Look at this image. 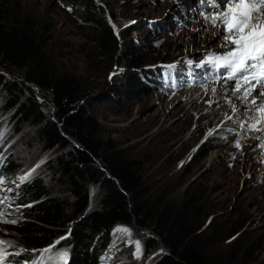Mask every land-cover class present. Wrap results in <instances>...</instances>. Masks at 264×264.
<instances>
[{"label":"rangeland","instance_id":"rangeland-1","mask_svg":"<svg viewBox=\"0 0 264 264\" xmlns=\"http://www.w3.org/2000/svg\"><path fill=\"white\" fill-rule=\"evenodd\" d=\"M8 1L10 6L18 5L24 15L35 16L40 21L41 32L46 25L51 26L44 34L48 57L60 72L73 74L85 85L79 104L96 117L103 140L110 139L128 160L137 162L143 182L142 200L174 208L184 200L187 191L197 189L211 214L206 222L212 220L207 233L213 226L216 232L226 235L233 224L242 225L240 232L246 233L248 244L255 242L256 259L246 264L264 262V147L261 146L264 131L247 127L257 115L252 105L238 107L220 119L229 95L234 93L241 104L243 88L236 92V85L231 81L218 84L207 64L198 66L211 51H227L222 48L226 44L223 29L218 33L219 28L210 20L204 22L206 12L217 11L205 8L206 5L223 7L221 0L215 3L214 0H99L115 11L116 20H110V24L119 29V38L133 26L139 27L138 31L121 38L123 53L111 71L90 57L94 45L92 28L76 23L55 0ZM148 22L156 27L152 29ZM134 45L143 48L147 58L144 68L175 64L177 68L170 76L173 84L162 88L154 82L156 86L149 92L129 91L127 75L137 70L127 65L126 55ZM0 74L22 81L25 69L8 66L0 55ZM220 84L226 88L219 90ZM204 87L207 89L198 106L188 104L184 92ZM179 94L182 97H177ZM6 104L5 92L0 89V122L4 125L0 129V156L17 165L0 182V240L12 242L16 240L12 228L23 219L19 213L23 205L19 186L37 176L45 175L43 178L49 180L53 160L60 149L45 151L37 142V126L19 124L18 118H12L14 109L4 119ZM46 110L52 113L53 105L47 104ZM258 127L264 128V123ZM209 129H212L210 135ZM237 141L240 147L236 146ZM213 152L214 160L207 163V157ZM27 171L31 175L20 182ZM94 206H97L95 199ZM12 220L16 223L4 222ZM117 226L130 232L116 234L115 230L106 246L94 245L100 252L101 264H153L164 253L157 247L150 255L146 254L145 240L151 235L150 228L141 229L136 221ZM232 241L210 246L208 253L215 257L210 264H219V256L225 257V264H245L243 260L226 258ZM136 242L140 244L139 256ZM5 252L19 253L24 259L22 264L33 253L29 250Z\"/></svg>","mask_w":264,"mask_h":264},{"label":"trees","instance_id":"trees-1","mask_svg":"<svg viewBox=\"0 0 264 264\" xmlns=\"http://www.w3.org/2000/svg\"><path fill=\"white\" fill-rule=\"evenodd\" d=\"M55 2L76 23L92 28L94 45L90 57L111 71L123 53L121 38L139 27L133 26L119 38L110 24V20H116V14L108 3ZM39 28L40 21L35 16L24 15L18 5L10 6L8 0H0V55L8 66L25 69L22 81L0 74V89L7 97L3 118L9 117V110L14 109L12 118H18L19 124L37 126V142L45 151L60 149L49 180L43 178L45 175L37 176L21 186L23 205L19 213L23 219L12 228L16 240L0 247L4 251H32L28 258L32 260L36 253L33 250L65 236L50 256L67 252V264H101L100 252L94 245L106 246L117 225L136 221L139 228L151 229L145 240L147 255L160 242L168 251L153 264H210L215 258L208 253L210 246L229 239L233 241L227 251L228 260H243L245 264L255 261V242L248 244L246 233L240 232L242 225L233 224L226 235L216 232L213 226L207 233L212 220L206 222L211 214L197 189L187 191L184 200L174 208L142 200L143 182L137 162L128 160L110 139L103 140L100 123L79 104L85 85L73 74L55 67L45 48L44 34L51 26L46 25L43 32ZM146 60L143 48L138 45L126 55L127 65L137 70L127 75L129 91L146 93L155 88L153 76L157 68H144ZM49 103L53 105L52 113L46 110ZM3 126L0 122V129ZM16 168V163L0 156L1 173L8 176ZM94 199L97 206L92 207ZM19 256L13 257L16 264L24 262ZM225 261V257H217L219 264ZM45 264L54 262L45 259Z\"/></svg>","mask_w":264,"mask_h":264},{"label":"snow or ice","instance_id":"snow-or-ice-1","mask_svg":"<svg viewBox=\"0 0 264 264\" xmlns=\"http://www.w3.org/2000/svg\"><path fill=\"white\" fill-rule=\"evenodd\" d=\"M221 3L223 7L216 4L217 11L209 19L213 26L221 27L227 33L223 36L226 44L222 45L227 51L223 55H217L215 52L206 54L207 59L198 66L209 64L214 69H223L227 74V80L236 81V92H240L243 88L245 100L252 96L250 103L257 115L247 127L249 130L264 131V128L258 127L264 123V99L258 104L257 98L253 96V93L259 90V97H264V0H221ZM245 85L247 87H244ZM212 91L215 92V89ZM233 110H236L235 107ZM236 146L240 147L239 141L236 142ZM29 175L22 176L21 182L27 180ZM4 222L16 223L15 220ZM116 231L130 232L125 227H119ZM60 239L63 240L65 237ZM8 243L10 242L0 240V245ZM59 243L58 240L45 249L33 250L38 251L39 256L31 264H45V259L53 261L54 264H67V252H58L55 257L48 255ZM140 251V244L136 242L137 256L140 255ZM5 255L9 254L0 247V261ZM25 264L28 262L25 261Z\"/></svg>","mask_w":264,"mask_h":264},{"label":"bare ground","instance_id":"bare-ground-1","mask_svg":"<svg viewBox=\"0 0 264 264\" xmlns=\"http://www.w3.org/2000/svg\"><path fill=\"white\" fill-rule=\"evenodd\" d=\"M207 13V16H206V20L204 21L205 23L208 21V20H210L209 18L214 14V13H209L208 14V12H206ZM205 13V14H206ZM210 22H211V20H210ZM212 24V23H211ZM213 25V24H212ZM212 25H208L207 24V27H209V28H211L212 27ZM214 28V27H213ZM217 28H219V29H216V32H218V33H220V31H221V27H217ZM227 33H225V35H226ZM226 52V51H225ZM224 52V53H225ZM222 81H228V80H222ZM220 82V83H223V82ZM219 84V83H218ZM218 87H219V90H222V89H225L226 88V86H223V85H218ZM244 87H247V85H245ZM207 88H203V89H201V90H203V91H201V90H187V92H184V93H186V99H187V103L188 104H190L191 106H193V105H195L196 106V104H197V106H198V104H199V102H200V100H201V98L203 97V94L205 93V90H206ZM227 91H229V89L227 88L226 89ZM259 91V90H258ZM243 93H242V95H244V91H242ZM233 94V95H232ZM231 95H229L227 98H226V102L223 104V106H222V109H221V118L220 119H223V118H226L227 116H229V114L230 113H232L234 110H233V108L235 107V109H237L238 107H241V106H243L244 108H248L250 105H251V103H248L249 101H250V99H252L253 97L252 96H250V97H248V100H245V99H242V102H241V104H239V100L236 98V95H234V93H232ZM253 96H255L256 98H257V103L259 104L260 102H261V100L262 99H264V97H259V95L258 94H255V93H253ZM177 97H182V95L181 94H179V95H177ZM196 106V107H197ZM208 132H212V129H209V131ZM206 134H207V132H206ZM214 160V152L213 153H211V154H209V156L207 157V163H210L211 161H213ZM117 232L118 231H116V234H117ZM114 234H115V232H114ZM113 234V235H114Z\"/></svg>","mask_w":264,"mask_h":264},{"label":"water","instance_id":"water-1","mask_svg":"<svg viewBox=\"0 0 264 264\" xmlns=\"http://www.w3.org/2000/svg\"><path fill=\"white\" fill-rule=\"evenodd\" d=\"M115 30H116L117 33L119 32V29H115ZM116 228H118V226H117ZM116 228H115V229H116ZM115 229L113 230L112 235L114 234ZM159 247L162 248V250H163V252H164L165 254L168 253V251L165 249V247H164V245H163L162 242H160ZM153 254H154V253H153Z\"/></svg>","mask_w":264,"mask_h":264}]
</instances>
